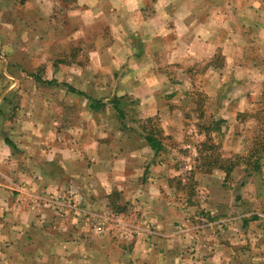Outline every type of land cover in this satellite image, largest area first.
Here are the masks:
<instances>
[{
    "label": "crops",
    "instance_id": "0c3cea01",
    "mask_svg": "<svg viewBox=\"0 0 264 264\" xmlns=\"http://www.w3.org/2000/svg\"><path fill=\"white\" fill-rule=\"evenodd\" d=\"M49 36L86 49L78 77L34 75ZM70 88L134 102L138 122L159 121L164 159L126 115ZM262 106L264 0H0V264H264V158L239 193L245 165L197 172L184 142L196 121L222 157H245L243 115ZM183 171L197 173L191 194Z\"/></svg>",
    "mask_w": 264,
    "mask_h": 264
},
{
    "label": "rangeland",
    "instance_id": "374dc122",
    "mask_svg": "<svg viewBox=\"0 0 264 264\" xmlns=\"http://www.w3.org/2000/svg\"><path fill=\"white\" fill-rule=\"evenodd\" d=\"M20 1L21 0H15V5L17 7L22 5V4H20ZM22 15H23V11H19L18 16L20 17ZM47 39L50 40L51 42L46 43L45 46L42 45L40 47V50L37 51L40 53V55L36 56L35 69H34V66L33 67L31 66V64L32 65L34 64L33 59H31V60L22 59V60H18V61L13 60V62H17V63L24 62V65H26L27 69H30L29 66H31V69L33 68V70L35 72L34 75H37L38 73L40 74V72H42V76H43V72H44L43 68H46V69L50 68L54 72L53 74H55V72H56L55 70H57L58 68L61 67L62 71H61V74L58 75V77L62 78V80L60 79L62 82L77 75L76 73H74L75 75L73 73H71L72 68H76L78 70H84L86 68V66H88L89 60L86 57V49L85 48L73 47V46L70 47L68 43H63L62 46L56 45L53 43L54 38L52 36L47 37ZM43 47H45L44 51H42ZM9 61H7V62H9ZM37 66H39V67L37 68ZM26 72H32V71H26ZM49 75H51V73ZM53 76L54 75H51L50 76L51 79H46V80H52L51 82L53 83L55 80ZM24 77L26 78V76H24ZM77 77H78V75H77ZM94 77L97 78V76H94ZM5 80L9 81L7 78L3 79L4 82H5ZM57 80L58 79H56L55 81H57ZM81 81L83 82V80L81 79V80H78L77 83L80 84ZM100 81H101V79H100ZM47 93H52V91L47 92ZM71 97L75 100H78V101L82 100V97L79 96L78 94L71 95ZM63 99L67 100V102H68V100H71V98H69L67 95H64ZM77 103H78L77 113L79 115L78 120H80V114L83 113L84 108L79 102H77ZM124 104H126V106L123 105L122 108H126L125 113H126V118H127L125 125L130 123L129 121H131V122L133 121L135 124V130L141 129L142 124L145 125L146 123H140L137 121L138 113H137L136 107L133 106L134 102L125 101ZM65 108H66V110H68L69 109L68 105ZM193 117H194V120H196L197 115L195 112H194ZM253 117L256 120V121L253 120L254 123H252V124L244 123L248 119L249 120L253 119ZM190 118H192V117H190ZM70 121L68 122L65 120L64 123H62V121L61 122L56 121V123H54V122L51 123L50 126H55L56 128H58V126H60L62 128L68 129V125H69ZM242 121H243L242 122L243 123V131L245 132V135L247 138L250 137L252 133H253V138L256 134L264 135V106L260 107L256 114H254L252 112H248L245 115H243ZM154 123L157 127V130L159 131V129H160L159 121H155ZM216 125H218L217 127H220V130H223V132L229 130V128L226 124L220 123V124H216ZM201 126H203V125H201L199 122H196V121L193 123V125L190 123H187V127H189V128H187V130L191 129V132H189V135H187V138L185 137V140H184L185 143L191 144L192 147L197 148L198 152L200 150L201 142L206 141L205 137H204V135H205V132L203 129L204 127H201ZM159 133H160V131H159ZM161 137L163 138L162 135L160 136V138ZM164 141H165V139H164ZM167 141H168L167 145L175 146L179 152L178 155L170 156V159L173 162H175L176 165L181 164V163L186 164V162L188 161V160H186V158L189 157V154H187L188 150H185L184 147L180 148L182 146V144L180 142H177L175 139L174 140L168 139ZM249 142H250V140H249ZM217 148L218 149L210 150L211 155L216 156V151H217L218 154H221L223 156L224 151L221 150L222 149L221 146H218ZM253 148L259 150V148L257 146L253 147ZM164 157L165 156L163 154L158 155V158H161V160H163ZM226 157H228V156H224L223 158H226ZM234 157L235 156H232V159ZM192 158H194V160H195V161H193V163H195V166L197 167L196 171L200 172L201 171L200 169H203L202 168V165L204 164L203 158L199 157V155L192 157ZM183 172H185V171H183ZM196 175H197V173H195V172H194V174H191V173L188 174V172H185L183 174V177H182V175L174 176V178H175L174 180L177 179V182L180 184L182 182V180H180L178 178L179 177L184 178L185 182H186L185 185L188 186L187 193L191 194V192H195V188L193 186L195 185V182H197V180H195L196 179L195 177H197ZM246 175H247V173L245 172V176L240 180V185H238V187H239L238 192L239 193L242 191L240 188L243 187L245 185V183L249 180V178L246 179ZM178 183H177V189H178V191H180L181 187L178 185ZM109 204L116 206V207H119L121 209H124L126 212L130 211L134 208L132 204L124 203L123 197L120 194L111 195V202H109ZM102 222L105 223V221H102ZM102 222H100V223H102ZM102 228H103V225L100 224L99 229L102 230ZM125 259H126V257H125Z\"/></svg>",
    "mask_w": 264,
    "mask_h": 264
},
{
    "label": "trees",
    "instance_id": "16d2710c",
    "mask_svg": "<svg viewBox=\"0 0 264 264\" xmlns=\"http://www.w3.org/2000/svg\"><path fill=\"white\" fill-rule=\"evenodd\" d=\"M24 0L20 1V4H23ZM71 91L74 93H77L78 95H83L87 97L89 101V108L95 112L99 111L102 107L106 105H112L114 110L117 112V115L120 119H125V109L122 108L123 105L121 103L126 100L125 97H117L114 96L113 98L109 99L108 101L103 100H95L88 96H86L84 93L80 91H75L72 88H70ZM126 106V104H124ZM196 112V110H195ZM153 120L146 121L145 125L141 126L140 132L142 133L145 141L151 148L154 156H158L159 152L165 148V142L164 137L160 138L162 135L161 127L159 131L157 130V127ZM204 127L205 132V140L201 142L200 144V150H199V157H202L204 160V164L202 165L203 169H200L202 173H210L212 169H219L226 173L227 175L232 172V170L240 164L245 165L246 168V179L250 178L254 173H257L261 169L262 161L264 158V135H258L256 134L251 142V149L247 156L240 157L235 156L233 159L231 158H223L221 154H218L216 151V156L211 155L212 149H218L216 144L213 143L209 133H210V127ZM218 127H216L217 129ZM219 129V128H218ZM217 129V130H218ZM220 130V129H219ZM258 147V149H254L253 147ZM179 179V178H178ZM119 208V207H117ZM115 208V210L117 209ZM120 212L119 209L116 211V213Z\"/></svg>",
    "mask_w": 264,
    "mask_h": 264
}]
</instances>
